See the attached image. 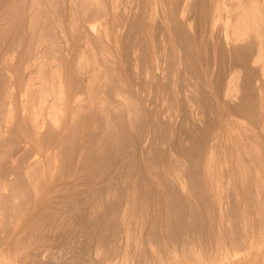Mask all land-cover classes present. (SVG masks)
I'll return each mask as SVG.
<instances>
[{
	"label": "bare ground",
	"instance_id": "1",
	"mask_svg": "<svg viewBox=\"0 0 264 264\" xmlns=\"http://www.w3.org/2000/svg\"><path fill=\"white\" fill-rule=\"evenodd\" d=\"M0 264H264V0H0Z\"/></svg>",
	"mask_w": 264,
	"mask_h": 264
},
{
	"label": "rangeland",
	"instance_id": "2",
	"mask_svg": "<svg viewBox=\"0 0 264 264\" xmlns=\"http://www.w3.org/2000/svg\"><path fill=\"white\" fill-rule=\"evenodd\" d=\"M209 1V0H208ZM211 1H214V0H211ZM229 2V1H228ZM229 3H231V2H229ZM192 11V12H191ZM191 11L189 12V16L190 17H192L194 20H195V22H197V20H198V10H196V8H192L191 9ZM224 11V13H225V10H223ZM193 15V16H192ZM221 21H223V19L221 20ZM206 44V46H204L205 47V49H204V61H206V62H208V63H211L210 61L212 60V53H211V46H209L210 44H207V43H205ZM208 45V46H207ZM208 49V50H207ZM207 54V55H206ZM208 59H209V61H208ZM25 97V96H24ZM139 97H141V99L142 98H144L145 99V97H144V95L143 96H139ZM149 105V104H148ZM150 107V108H149ZM153 108V105H150V106H148V109L150 110V109H152ZM90 118H91V116H88V118H87V121L88 120H90ZM230 118H232L234 121H232V122H230V123H225V124H254V123H252V122H250V120H248V119H246V117H244V116H242V115H239V114H233V115H231L230 116ZM245 118V119H244ZM174 122H176V120H174ZM258 128H256V129H254L253 131H249V133L250 134H252V135H254V133H257V132H259L258 130H257ZM236 131H240L238 128L236 129ZM254 132V133H253ZM261 135L262 136V134H261V132H259V133H257V135ZM174 137H176V135H174L173 136V140H172V146H171V149H172V153H173V155L174 154H178V152H176L175 153V151L177 150L178 151V149L177 148H179L177 145H176V143H175V141H174ZM261 139H262V137H261ZM173 143H175V144H173ZM169 146V145H168ZM167 145H164V147L165 148H167L168 147ZM174 156H176V155H174ZM227 171V169H225V172ZM225 178H227V176H225ZM227 180V182H228V178L227 179H225V181ZM228 185H229V183H228ZM229 188L231 189V187L229 186ZM228 188V189H229Z\"/></svg>",
	"mask_w": 264,
	"mask_h": 264
}]
</instances>
